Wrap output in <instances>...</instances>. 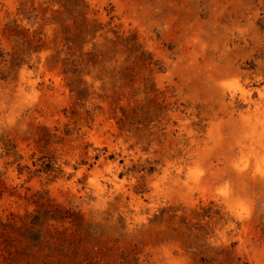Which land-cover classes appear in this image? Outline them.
Returning a JSON list of instances; mask_svg holds the SVG:
<instances>
[{"label":"rangeland","instance_id":"obj_1","mask_svg":"<svg viewBox=\"0 0 264 264\" xmlns=\"http://www.w3.org/2000/svg\"><path fill=\"white\" fill-rule=\"evenodd\" d=\"M0 264H264V0H0Z\"/></svg>","mask_w":264,"mask_h":264},{"label":"trees","instance_id":"obj_2","mask_svg":"<svg viewBox=\"0 0 264 264\" xmlns=\"http://www.w3.org/2000/svg\"><path fill=\"white\" fill-rule=\"evenodd\" d=\"M41 224V222L35 224L36 226H39ZM36 227H33V230L30 231L31 233V237L30 239L33 241V242H38V243H41V241L45 238V237H42V230H34ZM28 229V228H27ZM27 229L25 230V233L27 231ZM37 229V228H36Z\"/></svg>","mask_w":264,"mask_h":264}]
</instances>
